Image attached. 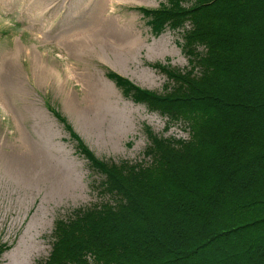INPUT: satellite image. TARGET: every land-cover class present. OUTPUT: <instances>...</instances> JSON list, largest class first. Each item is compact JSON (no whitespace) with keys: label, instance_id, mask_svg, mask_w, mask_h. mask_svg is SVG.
Masks as SVG:
<instances>
[{"label":"trees","instance_id":"trees-1","mask_svg":"<svg viewBox=\"0 0 264 264\" xmlns=\"http://www.w3.org/2000/svg\"><path fill=\"white\" fill-rule=\"evenodd\" d=\"M138 8L154 35L182 29L188 66L152 64L169 81L162 92L106 76L188 138L146 125L143 158L114 162L64 121L101 175L99 201L56 219L49 254L36 264H264V0Z\"/></svg>","mask_w":264,"mask_h":264},{"label":"rangeland","instance_id":"rangeland-1","mask_svg":"<svg viewBox=\"0 0 264 264\" xmlns=\"http://www.w3.org/2000/svg\"><path fill=\"white\" fill-rule=\"evenodd\" d=\"M163 2L166 0H106L104 19L90 28L89 46L71 49L69 54L50 43L51 38L64 30L58 29L63 20L72 18L76 22L70 26H75L86 19L95 0H43L33 12L35 21L44 22L37 29L28 28V14L23 12L29 0L0 2V87L21 128L36 145L31 147L42 153L21 155L22 148L14 146L18 134L11 112L0 106V243L8 246L0 254V264H36L45 259L53 222L99 201L94 186L101 175L76 151V142L55 115L65 118L94 154L108 161L142 159L148 145L146 125L161 136L187 137L179 123L167 129L166 117L134 103L106 76L109 70L119 72L141 87L162 92L169 81L152 64L188 66L182 29L154 35L148 18L138 10ZM110 16H117V22ZM128 24L131 34L120 41ZM132 31L138 34L132 36ZM64 61L74 68L75 77L80 78L83 71L87 78L81 82L67 75ZM10 64L19 68L20 85L15 76L6 81ZM131 108L138 109L141 116L135 113L134 125L127 128ZM61 136L68 137L67 142ZM74 167H78L84 187L70 188L79 194L72 198L66 193L64 178Z\"/></svg>","mask_w":264,"mask_h":264},{"label":"bare ground","instance_id":"bare-ground-1","mask_svg":"<svg viewBox=\"0 0 264 264\" xmlns=\"http://www.w3.org/2000/svg\"><path fill=\"white\" fill-rule=\"evenodd\" d=\"M3 0H0V2H2ZM43 2V0H29L28 5H25V8H21L23 9V12L28 14V28L30 29H37L40 25H42L44 22H37L34 20V11L38 9V7L40 6V4ZM106 0H95V3L93 5V8H91V10L88 11L89 14V18L87 19H83L80 22H77V24L79 25H75V26H70L67 29H64L62 31H60L55 37L51 38L50 43H55L56 45L60 46V48L66 53L69 54V52L71 51V49H78L80 46H84L87 47L89 46V42H88V37H91L89 31H92L90 28H93L97 25H99V23L104 19V8L103 6H106ZM103 7V8H102ZM93 14V16H91ZM91 16V18H90ZM111 19H113L115 22H117V16H110ZM85 21V23H84ZM104 23V22H103ZM81 27V28H80ZM125 34H123L120 37V41L122 39L127 38L128 36H130L129 34H131V26L128 24L125 26ZM134 32V34H133ZM138 34V32L135 33V31H132V36H136ZM47 39V38H46ZM112 41V40H110ZM122 43V42H121ZM7 53V52H6ZM5 53V54H6ZM64 65H65V69L67 71V75L72 74V76L74 78H77L79 81L81 80V82L84 81L85 78H87V75L84 74V72H81V77L79 78L78 75L76 74L77 77H75L74 75V68L71 66H67V62L64 61ZM12 65V67L10 66V71H11V75L6 77V81H10L14 79H16V83L20 85L21 81L18 82V74H19V68H17V66H15L14 64H10ZM112 67H114V65H112ZM99 81L96 80V83H98ZM94 82V84H96ZM111 88V86H110ZM7 103H9L8 99L6 98V96L2 93L1 87H0V106L5 110V111H10L11 115H12V120L15 124V129L17 131L18 134V138H16V141L14 142V146L16 144H18L19 147H21V155H32L34 154L36 151L37 155H42V153L38 150L39 148L36 147H31V145H35L34 143H32L31 139L29 137H27V135L25 134V132L23 131V129L21 128V125L19 123V117H17L16 113L14 112V110L11 108V106ZM128 113V120L125 121V126L128 128L129 125H134L133 122V118L135 117V113L139 116H141V113L138 109H129L127 111ZM3 134V132H1ZM2 137H5L4 134L2 135ZM2 142V140H1ZM16 143V144H15ZM36 146V145H35ZM33 152V153H32ZM15 154V153H14ZM66 178H64V181L67 182V184H65L66 186H68V189L66 191V193L69 192V195L72 196V198L75 196H79V194L75 195L74 193H72L70 191V188H80V190H82V188L84 187V183L81 181V175L78 173V167H74L73 170H70L66 176Z\"/></svg>","mask_w":264,"mask_h":264}]
</instances>
